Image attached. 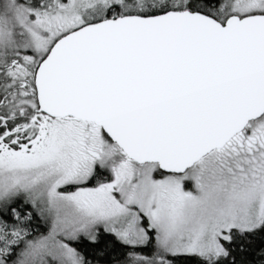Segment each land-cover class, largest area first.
<instances>
[{"label":"snow or ice","instance_id":"6c2138e0","mask_svg":"<svg viewBox=\"0 0 264 264\" xmlns=\"http://www.w3.org/2000/svg\"><path fill=\"white\" fill-rule=\"evenodd\" d=\"M0 264H264V0H0Z\"/></svg>","mask_w":264,"mask_h":264}]
</instances>
